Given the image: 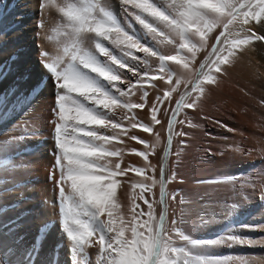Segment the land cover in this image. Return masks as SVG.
<instances>
[{"label":"snow or ice","instance_id":"obj_1","mask_svg":"<svg viewBox=\"0 0 264 264\" xmlns=\"http://www.w3.org/2000/svg\"><path fill=\"white\" fill-rule=\"evenodd\" d=\"M46 4L61 14L59 31L63 37L58 55L38 50V59L54 88V164L49 179L59 189L52 207L59 205L62 231L76 257L73 264H90L86 249L94 244L99 246L100 264H225L224 257L211 255L209 250L218 245L251 246V238L231 231L215 238L194 239L183 231L182 220L175 215L169 220V201L176 200L178 193H169L167 186L177 180L176 172L169 174L162 162L157 179V169L148 160L160 143L159 133H155V144L130 137L145 146V151L131 149L143 157L144 167H121L123 150L110 146L114 141L122 143L121 135H128L130 129L153 133L155 125L162 123L163 113L168 117L164 157L171 155L174 135H188L175 131L178 123H185L178 119L180 114L198 106L205 85L217 83L239 50L253 41H264V35L252 28L264 25V0H119L123 23L111 0H64L59 4L46 0ZM44 7L42 4L41 9ZM134 25H139V30ZM41 27L43 19L38 20L37 28ZM217 29L219 34L214 36L208 55L196 67L197 53L208 46ZM37 36L39 39V31ZM160 46H171L174 54ZM157 82L163 87L158 88ZM148 87L162 93L151 104ZM137 91L142 92L140 102H132ZM26 99H18L9 109L14 111ZM5 103L6 97L0 98V106ZM146 107L150 123L135 113ZM118 109L129 114L127 125L116 119ZM115 129L121 132L104 131ZM8 143L0 149L7 150ZM175 155L178 163L180 153ZM110 157L120 159L113 165ZM130 171L142 179L131 183V220L126 221L118 211L117 188L121 183L118 178ZM136 200L143 201L147 211ZM184 202L181 198L180 203ZM34 253L35 248L28 258ZM0 264L7 261L0 259ZM239 264L257 262L244 260Z\"/></svg>","mask_w":264,"mask_h":264},{"label":"bare ground","instance_id":"obj_2","mask_svg":"<svg viewBox=\"0 0 264 264\" xmlns=\"http://www.w3.org/2000/svg\"><path fill=\"white\" fill-rule=\"evenodd\" d=\"M63 2L56 0L58 4ZM111 3L123 23L119 0ZM40 19L43 27L38 29ZM61 24V14L47 6L46 0H0V98L6 97V103L0 106V145L9 142L7 150L0 149V259L7 264H73L76 259L70 252L71 241L62 231L59 205L52 207L59 197L58 187L49 179L54 164V88L38 59V50L48 51L50 56L59 54L63 39L59 31ZM134 26L139 30V25ZM252 28L264 35V25L254 24ZM219 31L197 53L196 67L208 55ZM105 44L112 47L108 42ZM160 47L174 54L171 46ZM115 51L119 53L118 49ZM155 66L153 62L152 67ZM225 68V74L219 76L216 84L205 85L198 106L178 117L185 123H178L175 131L182 130L188 135H174L172 154L167 158L164 150L168 117L163 113L162 123L155 125L153 133L130 129L128 135H121L122 143L114 141L110 147L123 150L121 167H144L143 157L131 149L145 151V146L130 137L135 135L155 144V133H159L160 143L148 160L157 169V179L162 162L166 163L169 174L176 172L177 180L167 186L169 193H178L176 200L169 201V220L173 215L182 220L183 231L194 239L215 238L230 231L251 238L254 241L251 246L218 245L209 254L224 257L225 264L244 260L260 264L264 261V41H253L239 50ZM157 85L163 87L160 82ZM147 90L149 104L162 94L151 87ZM141 95L137 91L131 101L140 102ZM22 98H27L23 104L15 106L14 111L9 109ZM117 113L116 119L127 125L129 121L125 117L129 114L120 109ZM135 113L138 119L150 123L147 107L136 109ZM104 131L121 132L120 129ZM21 136L23 139H15ZM181 140L185 143L181 144ZM109 159L114 165L120 158ZM118 179L121 182L117 188L118 211L130 221L131 183L142 177L130 171L128 176ZM139 191L135 189L137 194ZM155 191L158 199V186ZM136 203L147 211L143 201ZM156 211L158 214L159 206ZM33 248L35 253L29 259L28 253ZM86 252L90 264H100L98 245L87 248Z\"/></svg>","mask_w":264,"mask_h":264}]
</instances>
